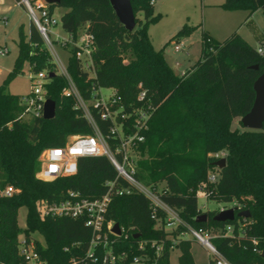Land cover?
Listing matches in <instances>:
<instances>
[{
    "label": "trees",
    "instance_id": "1",
    "mask_svg": "<svg viewBox=\"0 0 264 264\" xmlns=\"http://www.w3.org/2000/svg\"><path fill=\"white\" fill-rule=\"evenodd\" d=\"M16 1L21 5L20 0ZM153 1L131 0L136 22L131 31L118 20L109 0H61L47 5L50 13L56 6L66 7L60 16L66 33L76 35L85 28L93 35L94 80L88 79L75 56V48L69 46L67 69L84 98L90 97L94 81L96 86L116 90L115 106H123L124 112L148 104L153 107L148 127L141 131L144 140L137 144L135 178L157 190L163 183L160 198L175 208L186 223L208 231L213 245L230 263L264 264V121L261 130L231 128L233 119L241 118L252 106V84L262 72L264 56L236 31L223 41L203 32L200 58L177 74L163 50H156L147 35L149 24L159 19L152 15ZM220 6L245 10L247 16L257 9L264 12V0H224ZM188 31L189 26L185 25L172 38L179 39ZM25 62L32 74L53 73L48 76L45 92L46 98L56 102L52 119L21 117L20 95L6 90L10 80L23 72ZM65 85L44 39L30 22L26 38L21 36L17 44L12 69L0 85V192L7 185L14 188L9 197L0 193V264H25L18 252L20 234L26 242L33 240L43 264H73L72 259L77 261L75 264H103L101 260L85 258L92 232L84 217H42L38 210L40 201L58 202L70 190L94 199L105 194L107 181L128 185L103 155L79 157L74 174L53 180L37 177L39 157L45 148L64 145L69 134L93 133L74 106V99L62 94ZM140 92H144L141 100ZM92 112L106 133L110 122L101 120L95 109ZM130 121L131 118L126 124ZM220 150L226 152L222 169L216 168L210 156ZM212 170L218 171L219 179L206 185L207 200L234 202L232 207L236 211L248 210L249 217L218 222L213 216L219 210H198L197 187L206 182ZM20 207L26 209L23 229L17 221ZM200 214H206V219L197 222ZM105 220L123 228L122 234L114 237L113 251L125 252L126 258L116 264H130L134 256L145 252L152 258V240L165 242L160 263L170 264L172 240L151 218V203L145 195L136 190L112 193ZM227 225L232 226V234H225ZM181 229L170 233L176 238ZM34 233L42 236L43 244L33 237ZM140 242H146L145 249L138 247ZM190 242L191 239H179L175 244L180 250L179 264H196Z\"/></svg>",
    "mask_w": 264,
    "mask_h": 264
},
{
    "label": "built area",
    "instance_id": "2",
    "mask_svg": "<svg viewBox=\"0 0 264 264\" xmlns=\"http://www.w3.org/2000/svg\"><path fill=\"white\" fill-rule=\"evenodd\" d=\"M26 3V9L32 23L36 26L44 41L53 50L52 41L49 38L51 34L50 26L56 24L53 13L48 10V5L44 0L30 3L28 0H22ZM264 36V32H263ZM64 45L75 48V56L78 59L82 69L87 72L88 79H95V69L92 59L94 50L93 35L88 33L85 28L78 30L76 35L68 34L67 38L62 39ZM184 47L181 42L174 43V51L179 52ZM259 55L264 56V40L256 48ZM7 53L4 48L0 51L1 55ZM58 68V73L66 80V85L62 90L64 96L72 97L75 101V107L81 111L82 116L92 127L93 133L88 135H78L74 139L66 142L62 146L48 147L42 151L41 168L37 177L41 180H53L58 176L71 175L77 171V159L83 156L103 155L114 166L115 170L128 185L123 186L116 181H107V191L105 194L89 199L82 197L77 191H68L66 198L58 202H49L42 200L38 203V210L42 217L45 216H66L72 218L84 217V223L91 229L92 236L88 244L85 258L92 261L101 260L103 264H116L125 259V252L117 253L113 251L114 237L120 236L123 228L120 226L121 234L117 235L112 231L113 221H106L105 214L111 199V194L130 193L136 190L145 195L151 203V218L156 220V225L168 232L167 237L171 238L172 245L169 252L175 248L179 239H195L205 248L209 257L207 264H232L230 263L213 245L211 234L202 229L195 228L186 223L179 215L178 211L165 203L159 195V189L146 186L135 178L136 160L139 155L136 150L137 144L144 140L141 131L148 127V120L152 114L153 107L145 105L134 108L131 112H124L123 106H115L117 102L116 90L110 88L112 93L108 96L102 95L99 86L92 81L90 97L84 98L68 72L67 65L63 64L59 56L53 51ZM177 64V63H176ZM183 73V72H182ZM46 74L43 71L32 74L30 92L20 95V104L23 107L21 117H40L43 115V105L46 100L44 89ZM36 80V82H34ZM144 97V92H140L138 99ZM95 109L101 120L110 122L106 133H103L97 123L96 117L92 112ZM131 118L130 124L126 121ZM111 141L115 143L112 145ZM210 156L215 160L226 159V152L220 150L211 153ZM216 168H218L216 166ZM219 169V168H218ZM219 173L212 170L207 175L206 182L199 185L197 198L207 200L209 192L206 189L208 183L218 182ZM12 185H7L1 190V195L9 197L13 194ZM205 204L198 206V210L205 211ZM226 209L221 207L220 210ZM219 210V211H220ZM159 213L161 214L159 216ZM182 227L179 234L174 238L170 232ZM225 234H232V226L227 225ZM146 242H140L139 248L145 249ZM164 241L152 240L150 248L154 249L152 258L145 252L142 256H134L130 264H161L160 256L164 253ZM64 249H67L66 247ZM100 250V255L97 254ZM19 254L24 258L25 264H43L35 250L33 240L26 242L25 238L19 240ZM170 258V255H169ZM170 260V259H169ZM75 259L71 263L75 264Z\"/></svg>",
    "mask_w": 264,
    "mask_h": 264
},
{
    "label": "rangeland",
    "instance_id": "3",
    "mask_svg": "<svg viewBox=\"0 0 264 264\" xmlns=\"http://www.w3.org/2000/svg\"><path fill=\"white\" fill-rule=\"evenodd\" d=\"M29 1V0H28ZM40 0H34V2ZM224 0H155L152 7V15H158L156 22L150 23L147 35L156 50L162 49L165 59L169 65L179 74L185 69L191 67L201 55V38L205 32L216 41H223L232 32L236 31L243 39H245L253 48H257L259 43L264 40V12L261 9L255 10L249 18L245 10H226L220 4ZM21 6L16 4L14 0L7 1L4 10L0 11V51L4 48L7 53L0 54V85L3 83L8 72L12 69L14 60L17 55V44L23 36L26 38L31 19L26 9L25 1L20 0ZM30 2V1H29ZM2 5H0L1 8ZM66 10L64 6H56L53 10V17L56 24L50 26L51 34L49 38L53 44V50L44 41L53 61H57L53 53H57L63 64L67 65L70 55V48L64 45L61 38H67L66 33L60 23V16ZM143 19L142 15H138ZM189 26V31L180 36L179 39L172 38L177 31L183 26ZM172 38V39H171ZM182 42L184 47L179 52L174 51V43ZM177 63V64H176ZM57 68V65H56ZM58 70V68H57ZM59 71V70H58ZM45 72V71H43ZM29 63L23 64V72L15 75L7 86V91L14 95H24L30 92L33 80L30 78ZM43 77L48 82L47 74ZM36 82V80H34ZM46 83L44 91L46 92ZM100 92L104 96L112 93L110 88L101 87ZM231 128L243 130L244 127L240 123V117L233 119ZM79 134H69L66 142L74 139ZM42 152L40 154V161ZM202 182L199 183V185ZM163 183L158 185L160 189ZM199 185L196 190L199 189ZM205 204L208 210H220L221 207L230 208L234 202L223 203L216 200L198 199V206ZM26 209L20 207L18 209L17 221L19 228L25 227ZM23 234L19 235V240ZM33 237L43 244V238L40 234L34 233ZM190 251L196 264H207L208 255L204 247H202L195 239H191ZM180 250L175 247L170 252V264H179L178 256Z\"/></svg>",
    "mask_w": 264,
    "mask_h": 264
},
{
    "label": "water",
    "instance_id": "4",
    "mask_svg": "<svg viewBox=\"0 0 264 264\" xmlns=\"http://www.w3.org/2000/svg\"><path fill=\"white\" fill-rule=\"evenodd\" d=\"M47 4H58L61 0H44ZM113 11L115 12L118 20L124 26L125 29L131 31L134 29L135 15L131 5V0H109ZM258 68L257 65L253 66ZM53 73H49L51 77ZM254 91V100L250 110L240 118V122L244 129L248 130H261L264 121V65L262 66V72L254 80L252 84ZM56 115V102L51 98H46L43 105V119H52ZM214 165L219 169H222L226 165V159L221 158L214 162ZM250 216L248 210L236 211L235 208L230 207L220 210L213 216V220L218 222L233 221L236 217L247 218ZM206 219V214H200L197 216L196 221L202 222ZM112 231L120 235L121 230L117 222L113 224ZM261 256L264 257V251L261 252Z\"/></svg>",
    "mask_w": 264,
    "mask_h": 264
},
{
    "label": "crops",
    "instance_id": "5",
    "mask_svg": "<svg viewBox=\"0 0 264 264\" xmlns=\"http://www.w3.org/2000/svg\"><path fill=\"white\" fill-rule=\"evenodd\" d=\"M7 1H11V0H0V5H2L1 6V8H0V11H3L5 8H4V5L6 4V2ZM15 1V3L16 4H19L20 5V3L19 2H17L16 0H14ZM154 3H155V0L152 2V6L154 5ZM21 6V5H20ZM247 15H248V13H247ZM251 15H249V16H246L247 18H249ZM180 42V41H179ZM182 43V42H181ZM166 61H167V59H166ZM168 62V61H167ZM169 64V63H168ZM175 72V71H174ZM182 73V72H181ZM181 73H179V74H181Z\"/></svg>",
    "mask_w": 264,
    "mask_h": 264
}]
</instances>
